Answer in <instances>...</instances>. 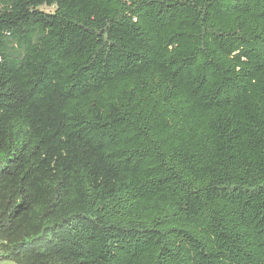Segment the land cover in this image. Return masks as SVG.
<instances>
[{
  "label": "trees",
  "instance_id": "obj_1",
  "mask_svg": "<svg viewBox=\"0 0 264 264\" xmlns=\"http://www.w3.org/2000/svg\"><path fill=\"white\" fill-rule=\"evenodd\" d=\"M3 260L264 264V0H0Z\"/></svg>",
  "mask_w": 264,
  "mask_h": 264
},
{
  "label": "rangeland",
  "instance_id": "obj_2",
  "mask_svg": "<svg viewBox=\"0 0 264 264\" xmlns=\"http://www.w3.org/2000/svg\"><path fill=\"white\" fill-rule=\"evenodd\" d=\"M43 9H45V10H50L51 8L45 6V7H43ZM0 264H16V263H14V262L11 261V260H3V261H0Z\"/></svg>",
  "mask_w": 264,
  "mask_h": 264
}]
</instances>
